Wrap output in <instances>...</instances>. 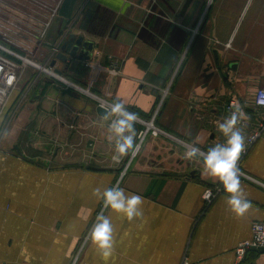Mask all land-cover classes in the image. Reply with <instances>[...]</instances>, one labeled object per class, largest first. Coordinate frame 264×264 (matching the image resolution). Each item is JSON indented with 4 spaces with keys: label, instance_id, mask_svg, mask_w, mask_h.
Listing matches in <instances>:
<instances>
[{
    "label": "crops",
    "instance_id": "crops-1",
    "mask_svg": "<svg viewBox=\"0 0 264 264\" xmlns=\"http://www.w3.org/2000/svg\"><path fill=\"white\" fill-rule=\"evenodd\" d=\"M70 33L94 44L91 59L56 61L54 70L169 136H148L120 179L97 105L47 78L24 90L14 131L21 153L0 156V263L74 264L83 250L77 264H264L261 250L236 256L264 222V136L240 165L257 181L241 178L251 203L242 218L202 161L184 156L190 143L225 141L217 123L231 100L246 139L264 116L254 103L264 88V0H63L39 63L51 66ZM118 180L144 197L143 215L112 216L115 246L104 260L89 239L101 210L92 191ZM215 187L206 206L204 191Z\"/></svg>",
    "mask_w": 264,
    "mask_h": 264
},
{
    "label": "clouds",
    "instance_id": "clouds-1",
    "mask_svg": "<svg viewBox=\"0 0 264 264\" xmlns=\"http://www.w3.org/2000/svg\"><path fill=\"white\" fill-rule=\"evenodd\" d=\"M104 119L109 121L107 139L113 145V163L119 165L125 158H135L141 148L135 127L140 119L139 114L130 111L120 100H113L107 107ZM243 119L241 109H234L217 123L218 131L225 138L223 143H217L207 150L190 143L184 153L185 159L189 161H202L203 171L222 186L226 194L225 203L237 218L244 217L251 207L238 168V161L245 149V126L241 123ZM120 184L121 180H118L111 187L97 186L92 191L95 200L101 203V210L96 214L89 239L104 260L112 256L115 246L112 216H120L132 222L143 215L144 197L127 192ZM106 211L109 214L106 215Z\"/></svg>",
    "mask_w": 264,
    "mask_h": 264
},
{
    "label": "built area",
    "instance_id": "built-area-1",
    "mask_svg": "<svg viewBox=\"0 0 264 264\" xmlns=\"http://www.w3.org/2000/svg\"><path fill=\"white\" fill-rule=\"evenodd\" d=\"M62 2L63 0H0V16H6V18L0 22V29L5 31L1 38H3V41L6 44H12L10 41V33L12 32L15 34L16 39H18L16 47L21 51L26 52V54H29V57L22 55L18 56V54H14V52L6 49L5 47H1V49L10 55H14L17 59L19 58V60H21L23 63L34 67L38 70V72L44 74L48 79L50 78L52 80H59L60 82L68 85L67 87L73 89L74 92L83 94L84 90L81 87L71 84L67 80L61 78L54 71V68L48 63L46 65H42L39 62H34L32 60L37 54V49H40L44 43L46 44L45 39L59 13ZM12 13H14V15L18 18H15L14 20L11 19L10 16ZM231 44L232 39L227 44V47L230 48ZM53 51L56 53L58 52L57 48H55ZM40 53H43L42 49L40 50ZM10 66L12 67L13 65L8 60L0 57V82L4 80L6 81V84L8 83V86H12V83L14 84L16 82V74L13 71L11 72ZM108 72L111 75L119 74L117 66H111ZM9 83H11V85H9ZM3 93L5 95L4 89L0 87V106L3 102ZM86 94L91 95L89 92H86ZM254 103L258 108L264 109V88H261L256 92ZM109 104L110 102L98 99V107H102L107 110ZM235 107L236 102L231 100L227 106V110L232 112ZM259 117L260 121L257 123V127L252 131V133L249 134L246 139L245 149L241 153L240 159L238 161L239 169L242 161L249 154L253 145L264 136V116L260 115ZM137 123L146 127L145 130L140 131L138 135L141 145L148 137V133H151L154 137H158L159 135L169 136L164 131L159 129L154 124V121L146 123L138 120ZM240 173L241 178L257 182L251 176L243 173L241 169ZM220 191V187L207 188L204 191L203 199L206 203V206L212 204ZM260 249H264V222L254 223L251 228V238L238 244L236 248L237 260L242 261L250 250ZM183 264L187 263L184 262Z\"/></svg>",
    "mask_w": 264,
    "mask_h": 264
},
{
    "label": "rangeland",
    "instance_id": "rangeland-1",
    "mask_svg": "<svg viewBox=\"0 0 264 264\" xmlns=\"http://www.w3.org/2000/svg\"><path fill=\"white\" fill-rule=\"evenodd\" d=\"M13 4H14V1H13ZM5 18H6V16H2V17L0 16V22H2ZM10 18L14 20L15 18H18V17L15 16L14 13H12ZM4 33H5V31L3 29H0V57L8 60L13 65L12 67L10 66V68H11V72L13 71L16 74V82L14 83L13 86H7L6 81H4V80H2L0 82V87L3 88L5 91V95L3 97V102L0 106V156L4 153L16 154L15 145L17 144L18 141L16 138L17 137L16 134H14V131L16 130L15 125H16L18 115H19V110H20L19 107L21 105V102H20L21 93H23L24 90H27V89L28 90L34 89L38 83V80L43 81V79L47 78L44 74H42L41 72H38V70L35 69L34 67L27 65L26 63H23L21 60H19V58L17 59L14 55H10L1 49V47H5L6 49L14 52V54H16V55L18 54V56L22 55L25 57H29L28 56L29 54H26V52L21 51L19 48L16 47L18 39H16L15 34H13L12 32L10 33V39H11L10 41L12 44H6L3 41V38H1V36H3ZM14 33H15V31H14ZM41 49L42 48L37 49V54L32 59L34 62H36V61L39 62L38 60L43 59V57H44V59L47 58V55L44 54V52L40 53ZM28 73H30V74L28 75ZM56 73L61 78L67 80L69 83L75 84L76 86L81 87L84 90V93L82 95L86 99H88V101L92 102L93 104L98 106V99H102V100L106 101L105 99L100 97L98 94H96L92 90L91 86H89V85H86V86L78 85V84L74 83L73 81L69 80L64 75L59 74L58 72H56ZM50 80H52V79H50ZM52 81L55 82V85H57L58 87H60L61 89L65 90L67 92L73 91V89L67 87L68 85L60 82L59 80L53 79ZM86 92H89L92 96L86 94ZM139 120L146 122V123L151 122V121H146V120H142V119H139ZM136 124H138L141 127V129L138 131V135H139L140 131L145 130L146 127L142 124H139V123H136ZM11 134H13V135L11 136ZM148 136H152V134L148 133ZM159 136H161V135H159ZM112 164H114L113 161H112ZM115 166H117V167L122 166L121 169L119 170V176H120V179H122L125 176V174L127 173V168H125L126 162H123V160H122V162L119 165H115ZM122 172H123V176L121 177ZM83 247L84 246H82L81 249H83ZM82 251L83 250H81V252ZM79 252L80 251L78 250L76 255L73 257V259H74L73 263L74 264H77V261H78L77 259L79 258Z\"/></svg>",
    "mask_w": 264,
    "mask_h": 264
},
{
    "label": "water",
    "instance_id": "water-1",
    "mask_svg": "<svg viewBox=\"0 0 264 264\" xmlns=\"http://www.w3.org/2000/svg\"><path fill=\"white\" fill-rule=\"evenodd\" d=\"M57 47L56 60L51 64L55 66L56 61L68 62L69 59L79 60L82 62L90 61L94 49V44L90 41H85L83 37H77L74 33H70ZM97 112L101 116L106 115V109L102 107L97 108ZM15 149L20 154V149L16 146ZM264 253V249H260Z\"/></svg>",
    "mask_w": 264,
    "mask_h": 264
},
{
    "label": "bare ground",
    "instance_id": "bare-ground-1",
    "mask_svg": "<svg viewBox=\"0 0 264 264\" xmlns=\"http://www.w3.org/2000/svg\"><path fill=\"white\" fill-rule=\"evenodd\" d=\"M12 83V82H11ZM11 83H9V85H11ZM7 86H8V83L6 84ZM14 84L12 83V86H13ZM3 95H4V93H3Z\"/></svg>",
    "mask_w": 264,
    "mask_h": 264
}]
</instances>
